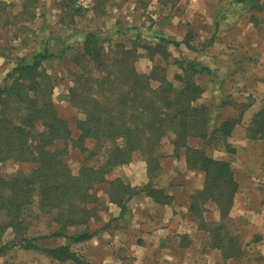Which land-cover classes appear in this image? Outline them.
I'll return each instance as SVG.
<instances>
[{
  "label": "trees",
  "instance_id": "obj_1",
  "mask_svg": "<svg viewBox=\"0 0 264 264\" xmlns=\"http://www.w3.org/2000/svg\"><path fill=\"white\" fill-rule=\"evenodd\" d=\"M226 1L244 4L248 0ZM30 4L24 0L20 6L25 9ZM10 6V2L0 0V27L8 23ZM24 13L19 10L12 15L13 22ZM29 16L33 13L28 11ZM115 32L125 37L124 32ZM168 44L176 48L184 44L194 50L188 41L156 39L143 48L151 61L158 55L165 64L154 62L148 72H140L135 42L107 41L94 31L84 34L72 60L77 70L71 72L67 93L69 104L83 115L75 119V137L68 121L58 113L53 81L41 66L44 60L61 57L69 46L56 53L45 47L34 53L30 62L25 57L18 59L0 86V162L33 166L28 172L0 173V252L18 246L41 250L58 262L91 264L72 252L70 245L92 234L68 231L97 218L96 187L108 186L105 194L120 207V215L126 211L128 200L139 193L156 203L169 204L172 196L154 179L161 173L164 157L182 156L187 170L203 176L202 187L192 193L188 206L198 228L213 237L212 245L225 259L240 253L239 237L230 234L225 225L238 190L234 168L229 158L215 157L208 150L234 153L228 138L242 116L212 120L210 107L201 102L204 89L196 80L212 70L196 58L174 59L179 72L168 79ZM245 136L264 140V104L245 128ZM164 138L171 146L169 153L161 151ZM70 147L82 156L76 171L64 159ZM136 155L146 164L148 182L132 187L120 177L108 178ZM206 204L215 207L218 220L206 222ZM40 214L49 215L55 228L46 235L27 236L29 218ZM5 233L11 238L3 241ZM44 238H63L67 243L42 248L35 241Z\"/></svg>",
  "mask_w": 264,
  "mask_h": 264
},
{
  "label": "rangeland",
  "instance_id": "obj_2",
  "mask_svg": "<svg viewBox=\"0 0 264 264\" xmlns=\"http://www.w3.org/2000/svg\"><path fill=\"white\" fill-rule=\"evenodd\" d=\"M6 1L12 4L7 9L11 16L19 10L25 13L16 22L10 16L7 25L0 27V86L19 58L25 57L30 62L32 55L45 47L56 53L60 48L69 46L70 49L63 52L61 57L44 60L41 66L53 81L54 103L59 115L68 121L74 137L77 136L75 119L83 115L69 104L67 93L71 85V72L77 70L72 60L80 50L84 34L94 31L107 41L119 39L127 45L135 42L144 56L146 51L143 46L156 39L188 41L194 50L184 44L178 48L168 44L167 54L171 63L167 68L168 76L172 79L179 72L172 62L182 57L196 58L211 68L212 73L201 74L196 80L204 89L201 102L210 107L212 120L220 122L239 115L242 118L228 138L235 149L234 153L228 154L222 149L208 150V153L229 158L238 183L249 188L252 184L253 189L258 184L261 189L257 196L243 197L241 200V206L244 201L252 205L242 211V214L249 215L245 220L250 221H241L240 216L236 217L238 220L230 217L226 222L230 234L239 237L243 254L225 259L221 251L212 245L213 237L197 228L198 220L189 210L182 215L181 208L187 206L188 209L194 186L203 181V176L200 178L197 171L187 174L186 169L185 173L192 177L186 181V174L182 175L185 168L182 165L183 157H164L161 173L154 182L178 196V203L175 202L173 206L180 207V215L174 212L170 204L163 210H155L143 203L146 202L144 198L137 197L133 202L140 200L139 203L145 208L137 211L136 207H130L132 202L128 200V210L120 215V207L110 202L105 194L108 186L101 184L95 189L99 196L97 218H92L87 226L70 228L68 231L89 232L92 236L86 242L71 244V251L91 264H264V226L258 224L264 215V206L261 205L264 201V159H261L264 155V140H250L245 136V128L264 104V0H250L244 4H231L226 0H90L86 8L76 6L75 0H27V4H31L25 9L20 6L24 0ZM28 11L33 13L32 17H28ZM116 30L124 32L125 37L114 35ZM160 59L157 55L150 63L141 57L137 69L140 72L148 71L154 61L158 63ZM160 63L165 64L162 61ZM173 83L179 85L176 79ZM162 142L161 151L171 152L168 139L164 138ZM136 157L132 161L143 160L140 156ZM64 159L73 171L82 162L79 150L71 147ZM125 165L117 167L108 178L120 177L127 183L137 180L139 177L132 176L134 169L138 173V167L135 168L134 164ZM32 166L9 160L0 162V173L28 172ZM248 170L252 175L246 177ZM186 188L192 189L191 192ZM257 203L260 205L257 206ZM205 206L208 208L206 222L218 220L215 207L210 204ZM116 217L118 220L114 221ZM166 217H170V220L166 221ZM124 218L136 223L138 228H129ZM29 222V237L46 235L55 228L46 214L29 218ZM158 229L165 236L152 234ZM175 230H179V233L172 236ZM121 233L127 234L123 241L116 239ZM139 233H148L157 239L139 242ZM168 234L172 236L170 243L167 241ZM185 234L192 235L191 239L184 237L190 249L178 251L174 247L175 243H180L181 236ZM9 238L11 235L5 233L3 241ZM35 242L42 248L67 243L63 238H44ZM166 242L172 248H168ZM0 264L76 263L71 260L58 262L41 250L15 246L0 252Z\"/></svg>",
  "mask_w": 264,
  "mask_h": 264
},
{
  "label": "crops",
  "instance_id": "obj_3",
  "mask_svg": "<svg viewBox=\"0 0 264 264\" xmlns=\"http://www.w3.org/2000/svg\"><path fill=\"white\" fill-rule=\"evenodd\" d=\"M247 2H250V0H248ZM115 33L116 32H114V35H115ZM156 41V40H155ZM154 43V42H153ZM153 43H151V44H153ZM137 46V45H136ZM144 47V46H143ZM144 49V48H143ZM145 50V49H144ZM168 51V50H167ZM137 52L139 53V57H138V59H137V61H136V68H137V64H138V62H139V60L141 59V57H145L148 61H150V63H151V60H150V58H148V55H141L140 54V51L138 50V46H137ZM157 56V55H156ZM155 57V56H154ZM155 62V61H154ZM161 62V61H160ZM160 62H158V63H160ZM157 63V62H156ZM151 67L152 66H150V68H149V70L151 69ZM138 70V69H137ZM148 70V71H149ZM148 71H142V72H148ZM167 77H168V79H170V77L168 76V71H167ZM202 97H203V95H202ZM201 100H202V98H201ZM244 141L247 143L248 142V140L245 138L244 139ZM244 149V148H243ZM244 151V150H243ZM134 158H137V157H134ZM182 158V156L180 157V159ZM261 159H264V155H263V157L261 156ZM182 161H184V159L182 160ZM141 163H144V165L143 164H141ZM134 164V166L136 165V167L135 168H137L138 167V173H137V169H134L133 170V176H132V178H136V177H139L137 180H135V181H133V180H131L129 183H130V185L132 186V187H137V186H140V185H142L143 183H145L147 180H148V177H147V174H146V164H145V162L143 161V160H140V162L138 161V159H136V161L134 160V161H131L128 165H133ZM142 165V167H141V169H139V166H141ZM182 165L185 167V164H184V162L182 163ZM123 166H126V165H123ZM185 170H186V167L184 168V173H182V175L183 174H186L185 173ZM249 170H251V168L249 169ZM248 170V175H245L246 177H249V176H251L252 175V173L250 172ZM187 171V174H191V172L189 171V170H186ZM115 173V172H114ZM186 174V181H188L189 179H191L192 177H191V175H187ZM114 176H117V175H115V174H113ZM137 175V176H136ZM111 177V176H110ZM202 176H201V174H200V178H201ZM199 178V179H200ZM253 178V177H252ZM237 180V179H236ZM238 182V181H237ZM202 183H203V181L201 180L200 181V184L199 185H195L194 186V189L193 190H197V189H200L201 187H202ZM245 185V184H244ZM251 186V188H249V187H245V186H243L242 184H240V183H238V190H237V192L235 193V195H234V198H233V205H232V208L230 209V213H229V216L231 217V218H236V217H240V216H242L241 218H240V220L241 221H250V220H245L246 218H248L249 217V215H246V214H242V211L246 208V207H252V205H250V204H247V202L246 201H244V204H243V206H241L240 205V203H241V200H242V198L244 197H246V198H248V197H250V196H254V195H258L259 193H260V188H259V186H258V184H257V186L256 187H254L255 189H253L252 188V184L250 185ZM186 190L189 192H191V190L192 189H188V188H186ZM189 192V193H190ZM194 192V191H193ZM169 195H171L172 196V201L169 203L170 204V206H173V204L175 203V202H177L178 203V196H176L174 193H171V192H167ZM140 196H142V197H140ZM144 198L145 199V201L146 202H143V203H145L147 206H149L150 208H152V209H155V210H157V209H164V208H166L167 206H169V204H159V203H156V202H154L150 197H148V196H146L144 193H139V194H136V195H134V196H132L131 197V199H130V201L132 202L131 203V206L130 207H133V208H135L136 207V209H137V211H141L142 209H144L145 207H144V205H142L141 203H139L140 202V200H136L135 201V203L133 202L134 200H135V198ZM129 201V202H130ZM129 205L130 204H127V210H128V207H129ZM138 205V206H137ZM188 205H189V203H188ZM260 205V203H257V206H259ZM261 205H263L264 206V201L261 203ZM174 207V206H173ZM179 208L180 207H177V205L174 207V212L176 213V214H178V215H180V213H179ZM262 208V207H261ZM182 209V215L183 214H185L186 212H188V209H187V206L184 208V207H182L181 208ZM259 209V208H258ZM120 211V210H119ZM177 211V212H176ZM185 212V213H184ZM176 214H175V216H176ZM245 217V218H244ZM170 217H166V221H168V220H170L169 219ZM176 218V217H175ZM217 218H218V216H217ZM172 219V218H171ZM237 219V218H236ZM115 220H118V217H116L115 219H114V221ZM124 220L126 221V225L127 226H129V228H138V225L136 224V223H134L133 221H128L127 220V218H124ZM238 220V219H237ZM261 220H262V222H261ZM261 220L258 222V224H260L261 225V227H263L264 226V215H262V217H261ZM252 222V221H251ZM165 224V223H164ZM121 228H123V227H121ZM198 228V227H197ZM166 228H164L163 230H165ZM125 232H128V231H125ZM163 233V231L161 232L159 229L158 230H156V231H154V233H152V234H154V235H161ZM176 233H179V230H175L171 235L172 236H175V234ZM180 233H182V232H180ZM184 233H187V232H183L182 234H184ZM154 235L153 236H149V234L148 233H139L138 234V237H141L138 241L139 242H141V241H150V240H152V241H155V239H157V238H155L154 237ZM162 235H164L165 236V234H162ZM169 236L167 237V241L170 243L171 242V240L172 239H170L172 236L170 235V234H168ZM126 236H127V234H125V233H121L120 235H118L117 237H116V239H119V240H121V241H123V239H125L126 238ZM131 236V235H130ZM182 238H180V243H175V248H177L178 249V251L179 250H184V249H190V246L187 248V246L189 245L188 243H187V239L186 238H184V237H188L189 239H191L192 238V235L190 234V235H183V236H181ZM163 239V238H162ZM186 240L185 242H182V240ZM89 240V239H88ZM190 242H191V240H189ZM84 242H86V240L84 241ZM158 242H162L161 240H158ZM239 242H240V239H239ZM83 243V242H82ZM167 243V242H166ZM192 243H190V245H191ZM167 245H169L168 243H167ZM166 245V246H167ZM138 247H143V246H138ZM168 248H172V245H169L168 246ZM241 251H242V248H241ZM240 251V253L236 256V257H238L240 254L242 255L243 254V251L241 252ZM232 258H235V257H232ZM230 259V258H229Z\"/></svg>",
  "mask_w": 264,
  "mask_h": 264
},
{
  "label": "built area",
  "instance_id": "obj_4",
  "mask_svg": "<svg viewBox=\"0 0 264 264\" xmlns=\"http://www.w3.org/2000/svg\"><path fill=\"white\" fill-rule=\"evenodd\" d=\"M90 0H75V4L78 7L86 8L89 6Z\"/></svg>",
  "mask_w": 264,
  "mask_h": 264
}]
</instances>
